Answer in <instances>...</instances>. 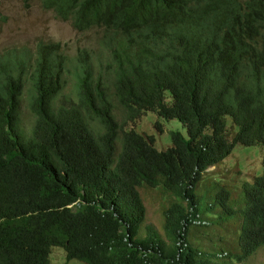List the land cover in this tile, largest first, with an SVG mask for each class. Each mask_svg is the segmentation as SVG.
Listing matches in <instances>:
<instances>
[{
  "label": "trees",
  "instance_id": "16d2710c",
  "mask_svg": "<svg viewBox=\"0 0 264 264\" xmlns=\"http://www.w3.org/2000/svg\"><path fill=\"white\" fill-rule=\"evenodd\" d=\"M213 1L234 35L226 43L188 0H44L78 30L97 28L108 60L95 72L82 56L77 102L59 104V43H39L33 61L0 59V264H50L53 247L85 264H233L264 245V188L245 183L251 198L237 202L206 171L264 137L239 114L264 107V0ZM245 71L254 82L238 88ZM114 99L126 121L154 111L184 123L188 138L170 130L171 145L156 148L115 121ZM223 110L243 124L239 135ZM147 191L160 194L162 234L143 225Z\"/></svg>",
  "mask_w": 264,
  "mask_h": 264
},
{
  "label": "rangeland",
  "instance_id": "374dc122",
  "mask_svg": "<svg viewBox=\"0 0 264 264\" xmlns=\"http://www.w3.org/2000/svg\"><path fill=\"white\" fill-rule=\"evenodd\" d=\"M100 31L97 28L77 31L70 19H63L57 11L47 9L44 0H0V59L12 57L14 54L25 52L33 61L37 46L41 42L60 43L62 51L73 59L76 52L83 47L90 48L93 55L97 48H102L99 42ZM102 54L94 57V61ZM72 67L69 66L67 73L68 83L64 86L63 93L59 98V103L69 104L74 100V78ZM30 83H25L24 92L20 104V115L18 119L19 128L27 133L34 117L28 111L30 95L28 92ZM121 108L115 105V109ZM122 109V108H121ZM121 109L115 112V120L122 124L124 119ZM160 124L156 127V123ZM125 130L133 129L140 134L152 135L155 138L154 146L158 149H165L171 145L170 130H178L184 138H188L186 125L176 118L165 119L159 117L154 111H147L140 118L134 121L129 120L124 123ZM99 129V128H97ZM252 160H258L260 150L250 148L245 150ZM245 152L236 150L224 163L216 164L211 170L214 182L223 187L232 180L243 181V175L239 173L242 167L250 169V165H243ZM156 190H154L155 192ZM155 194L145 201L146 216L144 224H152L162 234L163 207L159 206V193ZM143 197V196H142ZM144 200V197H143ZM143 229V228H142ZM215 239V238H213ZM50 264H85L80 260H66L64 249L53 247L49 254ZM233 264H264V245L260 247L253 255L249 256L243 263Z\"/></svg>",
  "mask_w": 264,
  "mask_h": 264
},
{
  "label": "clouds",
  "instance_id": "9594fccd",
  "mask_svg": "<svg viewBox=\"0 0 264 264\" xmlns=\"http://www.w3.org/2000/svg\"><path fill=\"white\" fill-rule=\"evenodd\" d=\"M188 1L191 5L192 4L194 5L196 10L206 13L207 18H208V23L210 24V28L218 40H220L223 43H226L234 37V35H232V33L230 32L229 28L223 26L222 21H221L220 11L216 7V4L214 3L213 0H188ZM70 20L74 26L75 21H73L72 19ZM74 28L77 31H85V30L93 29L94 27L85 29V30H78L76 27ZM41 43H45V42H41ZM251 44H255L254 46L258 48L262 47L260 42L250 43V45ZM100 45L103 46L101 42H100ZM62 54L65 57L66 64H68L67 70H69V66L72 67L73 78H74L75 66L77 62H79L82 56H83V59L89 61V63L92 65L95 72L98 70L100 63L104 64L108 60V53L103 48H97V50L95 51L93 55H91L92 51L90 48H86V47L80 48L76 52V54L73 56V59L67 56L64 52H62ZM99 54H102V55L94 61V57L98 56ZM245 72L247 73V76L239 79V81L237 82L238 88L243 89V88L250 87L254 82L253 81L254 75H250L249 73L251 72H248V71H245ZM62 93H63V90L61 91L59 98L61 97ZM74 100H75L74 102H77V90L75 86H74ZM71 103H73V99ZM113 105H114V108H115V105H119L116 102V99H114ZM260 105L261 104L254 103L245 108H240L239 114H243L245 116L246 118L245 123H247V125H249L252 130H258L264 135V113H263L264 107L261 108V110L263 111L261 112ZM114 108H113L112 116L115 119L116 110L121 109L122 107L117 108L115 110ZM121 110L123 113L124 109L122 108ZM220 112H221L220 116L222 120V125L224 126V124L226 123V126L230 134H232L233 132H238V135H239L243 124L237 121L236 117L234 116V113L226 112L224 110ZM123 116H124V113H123ZM125 122L126 120L122 119L121 125H124L123 123ZM250 148H258L260 150V157L258 160H252L250 158V155L245 151L246 149H250ZM236 150H241L245 152V159L243 160V165L248 164L251 167L248 170L244 169L243 167H242V170H239V173L243 175L242 182H239L238 180H232L228 183L229 185L232 186L231 189L226 188L225 186H223L222 188H225L228 190V192L233 197L232 200L243 203V202H246L247 199L251 198L249 192L241 188L244 186L245 183L250 184V185H255L259 188H264V137L259 138V139L257 138L251 143H247V145L237 144L235 147L232 148V151L230 152V154L226 156L225 159L221 163H224L229 157H231ZM214 168H215V165H212L208 167L206 171L211 172V170H213ZM261 198H264V192H261Z\"/></svg>",
  "mask_w": 264,
  "mask_h": 264
}]
</instances>
